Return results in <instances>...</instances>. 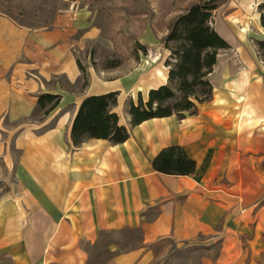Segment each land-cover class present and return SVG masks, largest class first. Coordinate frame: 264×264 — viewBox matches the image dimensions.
I'll use <instances>...</instances> for the list:
<instances>
[{
	"label": "crops",
	"instance_id": "1",
	"mask_svg": "<svg viewBox=\"0 0 264 264\" xmlns=\"http://www.w3.org/2000/svg\"><path fill=\"white\" fill-rule=\"evenodd\" d=\"M222 29L233 37L230 27ZM62 30L31 31L0 15V181L12 172L2 185L8 204L0 205V228L16 233L3 245L20 244L28 264H88L104 233L136 230L138 246L105 264H144L146 245L200 237L220 244L215 264H264V62L241 45L222 50L236 60H226L216 81L209 80L212 97L195 114L131 126L128 102L139 94L146 100L167 83L163 60L143 77L130 71L98 90L90 86L69 113L68 94L50 82L81 78L74 43ZM114 91L112 111L128 140L86 138L74 146L71 125L81 101ZM41 94L61 101L36 119L30 116ZM171 146L196 162L192 175L152 169V160Z\"/></svg>",
	"mask_w": 264,
	"mask_h": 264
},
{
	"label": "rangeland",
	"instance_id": "2",
	"mask_svg": "<svg viewBox=\"0 0 264 264\" xmlns=\"http://www.w3.org/2000/svg\"><path fill=\"white\" fill-rule=\"evenodd\" d=\"M205 1L0 0V15L31 31L68 30L69 39L74 43L71 53L84 68V75L80 72L81 78L75 84L62 77L51 78L50 82L53 86L57 83L65 96L68 94L65 108L71 113L72 104L78 103L90 86L91 91L98 90L111 84L113 77L130 71H137L143 77L145 69L152 68L160 59L165 67L170 53L163 41L170 23L191 5ZM263 1L218 0L212 17L213 28L222 24L232 29L234 39L229 41L230 48L241 45L245 55L258 60L261 59L256 52V41H264V28L260 26ZM135 43L146 48V53L139 51L137 58L131 48ZM111 64L119 66L108 68ZM90 80L95 83L90 85ZM31 115L40 119L44 114L37 108ZM7 170L10 178L12 172ZM9 178L5 184L10 183ZM4 182L0 181L2 207L8 204L2 196ZM0 222L3 223L1 217ZM14 234L12 230L0 228V264H28L21 258L20 244L3 245L6 237L12 240ZM141 239L142 234L136 230L104 233L90 248L88 264H105L113 255L138 246ZM219 247V243L206 237L188 242L157 240L145 246L148 257L144 264H215Z\"/></svg>",
	"mask_w": 264,
	"mask_h": 264
},
{
	"label": "trees",
	"instance_id": "3",
	"mask_svg": "<svg viewBox=\"0 0 264 264\" xmlns=\"http://www.w3.org/2000/svg\"><path fill=\"white\" fill-rule=\"evenodd\" d=\"M217 8L218 0H207L191 5L172 20L163 41L170 53L165 60L167 83L151 89L146 100L139 94L136 103L133 100L128 102L131 126L172 115L183 119L187 114H195L198 104L211 99L213 88L207 76L216 64L218 51L230 49L212 27L213 12ZM260 9H264V1ZM260 26L264 28V12L260 15ZM256 47L257 55L264 62V41H256ZM131 48L136 58L139 51L146 53V48L139 43ZM77 66L84 75L79 61ZM118 66L111 64L108 68ZM118 95L119 92L114 91L88 96L81 101L71 125L74 146L86 138L107 140L114 145L128 140V129L119 124L118 115L112 111L117 105ZM60 101L59 95L41 94L37 97V106L47 115ZM151 165L155 172L173 176H189L196 169V162L179 146L161 150Z\"/></svg>",
	"mask_w": 264,
	"mask_h": 264
},
{
	"label": "bare ground",
	"instance_id": "4",
	"mask_svg": "<svg viewBox=\"0 0 264 264\" xmlns=\"http://www.w3.org/2000/svg\"><path fill=\"white\" fill-rule=\"evenodd\" d=\"M222 28H223L222 24H218V25L214 26L215 31L225 41L226 40H228V41L233 40L234 38L232 36H230V35L225 34L224 33V29H222ZM226 60L234 61L236 59L232 58L231 55H229L228 53L223 52L222 50H220V52L218 51L217 56H216V64L213 66L212 73H210L207 76V79L209 78L208 80H210V82L212 81L214 83L216 81L217 77L220 74V70L224 66Z\"/></svg>",
	"mask_w": 264,
	"mask_h": 264
}]
</instances>
